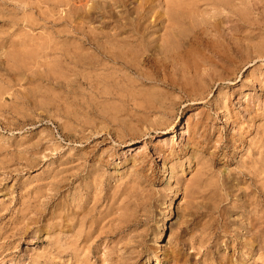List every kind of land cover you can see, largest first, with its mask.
I'll return each instance as SVG.
<instances>
[{
    "label": "rangeland",
    "instance_id": "374dc122",
    "mask_svg": "<svg viewBox=\"0 0 264 264\" xmlns=\"http://www.w3.org/2000/svg\"><path fill=\"white\" fill-rule=\"evenodd\" d=\"M229 1L201 0L180 23L165 0H0V264H107V242L78 252L77 218L88 226L121 206L130 228L118 249L148 248L135 264L242 253L264 264V231L255 239L246 215L264 205V0ZM156 15L152 37L109 35L143 32ZM195 32L200 43L185 49ZM201 53L211 63L195 78ZM168 80L203 87L204 99ZM164 96L177 101L171 123L149 128L144 117L161 113L145 102ZM94 192L95 209L84 201Z\"/></svg>",
    "mask_w": 264,
    "mask_h": 264
},
{
    "label": "bare ground",
    "instance_id": "6f19581e",
    "mask_svg": "<svg viewBox=\"0 0 264 264\" xmlns=\"http://www.w3.org/2000/svg\"><path fill=\"white\" fill-rule=\"evenodd\" d=\"M200 1L201 0H172V1L170 0V2L172 3V6L177 10V12L180 16V17H178L180 23L181 22L185 23V21H187L193 17H197V15H199V2ZM209 1L211 3L212 7H222V8H227L228 6L230 8L233 7V5L230 3L229 0L228 1L227 0H209ZM165 2H166V5L170 4V2L168 0H165ZM149 11L152 12V10H149ZM153 17L155 18L154 21H152L149 26L144 27L143 32L140 31V29H137V27H141L142 25L137 24L136 27L131 28V29H126V30L115 29L113 32L109 33V35L121 36L122 34H126L127 39H134V38H138V37L142 36L143 34L147 33L148 36L152 37L153 35H151L152 34L151 29L154 28V26H155V23L157 20V15L153 16ZM118 28H121V27H118ZM165 28H167V27L164 26L163 29H165ZM161 37L163 38V34ZM89 39L90 38H87L88 42L90 41ZM162 40L164 42L165 39H162ZM183 40H184L183 41L184 45H186L185 49H187L188 46L191 47L197 43H200V41L197 37V32L193 33L191 35V37H188V38L183 39ZM96 45L99 47L98 42H96ZM209 47H210L211 52L215 53L217 56H220V53L218 51H216L214 48H212V46H209ZM104 50H107V49H104ZM178 54L179 53H176L175 55H178ZM199 58H200L201 62L200 63L193 62L192 66L190 67L193 70V74H194L195 78H199L202 71L206 70V69H204L206 67L205 65L210 66V63H211V58H209L205 54L201 53ZM220 58H221V61H225V60L230 61V57L224 56V54H222ZM147 62H149L148 54H145L141 57V59H139L138 65H141V64L144 65V63H147ZM143 77H145V76L143 75ZM166 84L173 89H177V88L181 89V91L187 93L188 97L192 98V100L204 99L205 91L201 92V90H203V87H199V88L197 87L198 91L196 89L189 91L188 88H189L190 84H187V83L178 85L176 82H173V81L170 82V80H168V81H166ZM176 104H177V101L166 98L165 96L162 99L151 98L150 100H147L145 102L144 111H146L148 113H152V114L153 113H155V114L161 113V114H160L159 118L157 117L158 118L157 120H152L149 116H145L144 117L145 125L149 126V128H152V129H158L162 126H169L171 123V119L175 114L173 109H175ZM165 106L170 108V111L163 109V108H165ZM225 116L227 118H229L227 112H226ZM148 131H149L148 127L147 128L145 127V129H138V138H140L141 136L148 135ZM193 142L194 141L191 140V143H193ZM159 152L165 153V150L160 149ZM180 152H182V150L176 151L175 149L172 148L171 155H175V154L178 155V153H180ZM180 154H182V153H180ZM142 158H141L142 162H144V160L146 159V156H142ZM91 183H92L93 188L95 189L99 182H98L97 178H92ZM89 193H90V190H88V192H86V195ZM96 196L97 195L94 192L92 198H90V199L87 197L84 198V201H90L92 207H94L93 209L97 208L98 202H99V197H96ZM112 198L114 199V197H112ZM77 199L78 198L73 197L71 204H75ZM79 199L82 200L83 197L82 198L80 197ZM78 206L79 205H75V207H77V208H78ZM243 206L247 207V205H245V204ZM244 207H242V208H244ZM248 207H251L248 210V213H246L247 219L249 220V225H250L248 228V232L252 231L253 237L255 239H258L262 235V232L264 231V205H261L259 202H257V200H254L252 203H250V205H248ZM109 210H111V208ZM123 211H124V206L117 207L115 210L116 214H115V212H113V214L116 216L111 217L113 214H111L109 216L108 213H110V212L107 210L105 216H98L96 218H93L90 221L88 226H86V223H85V220H86V215H84L85 213H83L82 215H78V218L80 216L81 217L79 219L77 218L78 227H77V232L75 231V234H74V236L77 239H81V247L78 250V252H81L84 250L90 252V250L92 249V246H95V248H98L102 245V242H103V245L105 242H107L104 246V249H106L107 253L104 252V258H102V261L104 263L106 262L107 264H135L136 261L140 257H142L145 252L148 251V248L146 246H144L143 241H141V242H138V244L136 246H129V247H126L128 245L125 243L124 247L121 248L122 250L118 249V246L121 245L122 241H123L122 240L123 237L121 236V234H123L126 230H128L130 228V225H129L130 222L123 215ZM107 216H109V217H107ZM114 238H116V239L118 238V240H116V239L112 240ZM247 244H248V242L247 243L239 242L238 245L240 247V250H245V249L247 250ZM252 248H253V246H252ZM120 250L123 252H121ZM119 252H120V254H119ZM110 253H116L115 258L110 257V255H111ZM244 255L242 253L240 256L239 255L233 256L231 260H228L226 262L228 264H243L244 263L243 262L244 261V258H243ZM221 263L223 264V262H221Z\"/></svg>",
    "mask_w": 264,
    "mask_h": 264
}]
</instances>
